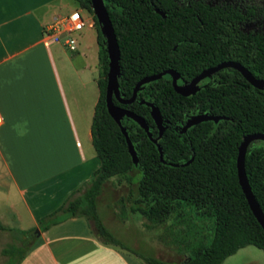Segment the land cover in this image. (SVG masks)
<instances>
[{
	"label": "trees",
	"instance_id": "obj_1",
	"mask_svg": "<svg viewBox=\"0 0 264 264\" xmlns=\"http://www.w3.org/2000/svg\"><path fill=\"white\" fill-rule=\"evenodd\" d=\"M92 17L96 31L98 99L90 124L91 144L99 160L87 186L50 216L40 229L71 217L90 220L98 239L139 256L145 264H220L245 246L264 252V231L252 215L236 177L235 157L243 135L264 133V88L251 86L238 71L222 68L198 82V90L174 92L170 76L143 84L133 102H112L141 117L152 138L157 128L147 103L157 107L164 130L157 139L161 157L144 130L122 116L137 162L132 163L119 126L105 106L107 53L89 0H73ZM119 50L117 88L130 96L137 80L165 69L177 83L221 61L240 63L255 78L264 79V26L244 31L251 7L204 0H102ZM164 13V17L155 11ZM196 114L220 116L201 121L184 132L180 127ZM192 157L191 161L184 164ZM244 172L264 215V142L251 141L244 153ZM139 177L135 178L134 174ZM127 185L119 197L122 208L136 213L148 229H163L184 258L169 262L140 254L120 243L104 226L96 200L107 185ZM119 214V213H118ZM4 227L0 224V230ZM33 230H14L20 245L8 244L5 264H17L33 241Z\"/></svg>",
	"mask_w": 264,
	"mask_h": 264
},
{
	"label": "crops",
	"instance_id": "obj_2",
	"mask_svg": "<svg viewBox=\"0 0 264 264\" xmlns=\"http://www.w3.org/2000/svg\"><path fill=\"white\" fill-rule=\"evenodd\" d=\"M73 9V0H0V264L8 260L5 246L20 245L13 231L34 229L39 233L17 264H145L102 243L84 217L40 229L41 219L78 195L99 166L90 137L98 99L94 26L74 34L73 51L43 37ZM24 121L21 137L12 125Z\"/></svg>",
	"mask_w": 264,
	"mask_h": 264
},
{
	"label": "water",
	"instance_id": "obj_3",
	"mask_svg": "<svg viewBox=\"0 0 264 264\" xmlns=\"http://www.w3.org/2000/svg\"><path fill=\"white\" fill-rule=\"evenodd\" d=\"M90 8L92 10V14L95 17L96 22L99 24L100 34L103 37V41L105 43V49L107 53V71L105 74V106L107 113L110 117L115 121V123L119 126L122 135L124 136L127 151L131 157L132 163L136 164L137 158L135 151L132 147L131 142L129 141L127 134L122 126H120V119L122 116H126L133 121H135L146 133V136L156 144V148L159 154V159L161 160V148L157 143V139L161 136L164 126L162 125V119L157 107L147 103L150 107V116L154 121L157 128V136L155 138L151 137V134L146 126L144 120L132 113L131 111L120 107L118 105L113 104L112 97H114L121 104H128L134 101L136 92L138 89L145 83L150 81H154L167 74L170 76L171 86L175 93L187 96L195 93L198 90V82L205 77H208L212 73L222 69V68H231L240 73V75L254 88L261 89L264 88V79L255 78L252 76L245 67H243L240 63L232 60L221 61L211 67L205 68L201 70L198 74L192 77L188 82H183L181 84L177 83V79L179 78L178 74L172 69H165L155 74L147 75L141 77L134 84L131 94L127 98H123L118 93L117 88V76L119 73L118 59H119V50L116 42V38L113 32V28L111 26L110 20L108 18L106 9L104 7L102 0H89ZM155 11L164 17V13L155 8ZM220 116L207 115V114H196L186 119L183 125L180 127V132H184L191 125L197 124L201 121L212 120L216 122L220 119ZM253 140H261L264 142V133H249L243 135L240 143L237 146V153L235 157V168H236V177L237 182L240 186V189L245 197L249 210L252 215L256 219L257 223L260 225L262 230L264 231V215L255 200L250 187L248 185L246 175L244 172V153L247 145ZM192 157L187 160L184 164H187L191 161ZM39 231L35 229L34 235H38Z\"/></svg>",
	"mask_w": 264,
	"mask_h": 264
},
{
	"label": "rangeland",
	"instance_id": "obj_4",
	"mask_svg": "<svg viewBox=\"0 0 264 264\" xmlns=\"http://www.w3.org/2000/svg\"><path fill=\"white\" fill-rule=\"evenodd\" d=\"M186 1L188 0H179V2ZM204 1L207 3L231 2L240 6L242 10L251 7L252 15L242 24V29L244 31H259L264 26V0ZM85 29L81 31H85ZM91 59L95 62L94 67L97 69L98 76L97 53H94V51L91 52ZM134 177H139V174L135 173ZM105 189V194H101L97 201V214L106 224V228L120 243L129 248H136L138 253L156 256L169 262H178L184 258V255L178 250L177 244L173 243L170 233L165 232L163 229L146 228L139 214L129 213L122 208L119 197L127 193L125 182L120 185L113 182L107 185ZM32 232L34 233L35 229ZM222 264H264V252L253 246H246L226 257Z\"/></svg>",
	"mask_w": 264,
	"mask_h": 264
},
{
	"label": "built area",
	"instance_id": "obj_5",
	"mask_svg": "<svg viewBox=\"0 0 264 264\" xmlns=\"http://www.w3.org/2000/svg\"><path fill=\"white\" fill-rule=\"evenodd\" d=\"M91 19L87 18L81 9L71 10L64 17L54 21L44 29V43L62 42L68 50H75L77 43L74 33L85 26H91L93 24Z\"/></svg>",
	"mask_w": 264,
	"mask_h": 264
},
{
	"label": "clouds",
	"instance_id": "obj_6",
	"mask_svg": "<svg viewBox=\"0 0 264 264\" xmlns=\"http://www.w3.org/2000/svg\"><path fill=\"white\" fill-rule=\"evenodd\" d=\"M27 126H28L27 121H24L22 123L18 122L12 125L13 130L16 131V134L21 137L27 134Z\"/></svg>",
	"mask_w": 264,
	"mask_h": 264
},
{
	"label": "flooded vegetation",
	"instance_id": "obj_7",
	"mask_svg": "<svg viewBox=\"0 0 264 264\" xmlns=\"http://www.w3.org/2000/svg\"><path fill=\"white\" fill-rule=\"evenodd\" d=\"M226 3H229V2H226ZM231 3V2H230ZM234 4V3H233ZM240 7V6H239ZM243 11V10H242ZM201 81V80H200Z\"/></svg>",
	"mask_w": 264,
	"mask_h": 264
}]
</instances>
